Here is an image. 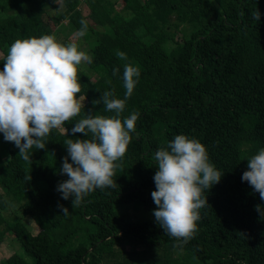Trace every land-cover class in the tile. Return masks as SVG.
Returning a JSON list of instances; mask_svg holds the SVG:
<instances>
[{"label": "trees", "instance_id": "16d2710c", "mask_svg": "<svg viewBox=\"0 0 264 264\" xmlns=\"http://www.w3.org/2000/svg\"><path fill=\"white\" fill-rule=\"evenodd\" d=\"M119 1L115 10L111 0H0V71L15 40L53 35L61 24L58 31L66 38L86 22V35L79 40L88 44L82 51L93 62L78 68L77 98L85 97L84 106L70 122L86 115L113 116L93 102L113 90L123 99L125 64L140 69L121 114L123 120L135 111L139 118L126 154L116 162L117 185L94 190L79 206L56 191L68 179L61 173L68 155L64 140L91 134H72L70 126L64 136L54 129L45 149L33 147L25 161L0 133V211L15 205L10 219L0 215V245L9 235L19 248L0 264H128L133 253L124 252L117 261V253L109 252L100 263L94 252L121 240L184 254L169 259L151 250L132 264H264V216L255 210L257 205L264 210V201L241 180L247 160L264 148V0ZM80 3L88 9L86 17ZM256 10L259 21L253 18ZM172 17L190 26L176 40L165 31ZM113 69H119L115 76ZM177 135L198 139L223 173L204 191L209 206L199 209L197 231L182 249L173 247L177 241L155 219L128 222L118 211L138 203L153 213L154 155ZM25 217L35 225L34 234L21 224Z\"/></svg>", "mask_w": 264, "mask_h": 264}, {"label": "clouds", "instance_id": "9594fccd", "mask_svg": "<svg viewBox=\"0 0 264 264\" xmlns=\"http://www.w3.org/2000/svg\"><path fill=\"white\" fill-rule=\"evenodd\" d=\"M253 18L259 21L258 10ZM81 25L74 34L77 38L87 32L86 22L81 21ZM116 56L127 60L122 51L117 50ZM92 62V57L78 50L77 44H62L53 35L17 39L10 45L0 71V133L4 141L19 149V156L25 161L30 160L33 147L45 149L52 130L68 134L65 123L79 116L84 106L85 97L77 98L81 91L78 68ZM118 72L119 69H113L114 76ZM139 76L138 66L125 64L124 98H116L114 90L105 91L93 102L102 104L104 111L114 115H86L74 123L71 133L84 137L91 134V138L64 140L68 155L63 158L61 173L68 179L59 182L56 191L63 200L72 197V207L79 206L96 189L116 187V162L126 154L132 140L130 133L136 131L139 118L135 111L123 120L121 114ZM154 160L157 171L151 198L156 209L152 215L164 233L177 241L173 247L182 249L197 231L199 209L209 206L204 191L219 183L223 173L210 163L206 147L186 135H177L166 148L158 149ZM247 162L248 170L241 180L264 201V148ZM59 207L64 215L69 213L67 208ZM255 210L264 216L260 205Z\"/></svg>", "mask_w": 264, "mask_h": 264}, {"label": "rangeland", "instance_id": "374dc122", "mask_svg": "<svg viewBox=\"0 0 264 264\" xmlns=\"http://www.w3.org/2000/svg\"><path fill=\"white\" fill-rule=\"evenodd\" d=\"M138 4L142 5L144 0H136ZM113 3V8L115 10H119L121 7V2L119 0H111ZM55 8L57 10L60 9L59 2L55 3ZM79 11L83 16H87L88 9L84 3H80L78 6ZM62 25V24H61ZM61 25L54 28L53 36H55L56 40L62 44H70L75 43L78 46V50L82 51L88 47V44H83L77 38L74 33L69 34L66 38L62 35V33L58 30L61 29ZM167 29L165 30L169 35L175 37L174 39H178L180 33L188 32L190 29V26L188 24L179 22L178 20L174 19L173 17L170 18L167 23ZM57 29V30H56ZM98 30V29H97ZM113 52H117L115 49ZM3 55L0 56V60L2 59ZM83 102V101H82ZM75 122H68L65 123L64 127L69 128L70 126H74ZM62 133V132H61ZM6 200H10L6 196ZM15 209V205H9L7 209L4 211H0V215L3 217L2 219H10L11 212ZM118 211L123 214L124 218L128 222H140L143 220H152L155 219V217L152 215V213L144 212L140 204L138 203H130L123 206L118 207ZM18 212V211H16ZM22 224L28 229L30 233H32V226L29 221L22 220ZM30 224V225H29ZM35 226V225H34ZM0 229H3V224L0 223ZM36 231V230H35ZM35 232H33L34 234ZM5 241L3 244L0 245V263L5 260L7 257H9L13 253H19L18 245L14 243V240L11 236L7 235L5 236ZM154 250L155 253L161 257V258H169V259H182L184 258V254L182 252H176V251H168L164 250L159 244H153L149 246H143L139 245L133 241L130 240H121L115 245H112L110 247L102 246L95 249V254L97 256H100V263L104 262L103 258H106L104 255L109 252H116L117 253V261H119L122 256V253L128 252L133 253V257L130 260L128 264H132V262L135 263V261H142L143 258H146L149 255V251ZM119 257V258H118ZM141 263V262H140Z\"/></svg>", "mask_w": 264, "mask_h": 264}, {"label": "crops", "instance_id": "0c3cea01", "mask_svg": "<svg viewBox=\"0 0 264 264\" xmlns=\"http://www.w3.org/2000/svg\"><path fill=\"white\" fill-rule=\"evenodd\" d=\"M23 219H24L25 221H29V222H30V224H31V226H32V227H31V228H32L31 230H32V234H33V232H35V230H36V227H35L34 224L31 222V220H30L29 218H27V217L22 218V219L20 220L21 224H22V220H23ZM30 224H29V225H30ZM22 225H23V224H22ZM23 226H24V225H23ZM24 227H25V226H24ZM25 228H26V227H25ZM27 230H28V229H27Z\"/></svg>", "mask_w": 264, "mask_h": 264}]
</instances>
